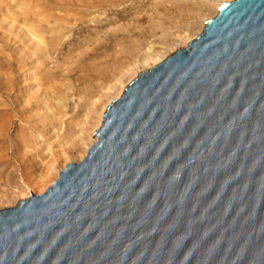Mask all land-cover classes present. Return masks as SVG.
<instances>
[{"label": "water", "instance_id": "95a60500", "mask_svg": "<svg viewBox=\"0 0 264 264\" xmlns=\"http://www.w3.org/2000/svg\"><path fill=\"white\" fill-rule=\"evenodd\" d=\"M0 264H264V0L221 3L0 210Z\"/></svg>", "mask_w": 264, "mask_h": 264}, {"label": "rangeland", "instance_id": "374dc122", "mask_svg": "<svg viewBox=\"0 0 264 264\" xmlns=\"http://www.w3.org/2000/svg\"><path fill=\"white\" fill-rule=\"evenodd\" d=\"M226 1L0 0V175H17L0 176V210L80 161L107 101L187 48Z\"/></svg>", "mask_w": 264, "mask_h": 264}, {"label": "bare ground", "instance_id": "6f19581e", "mask_svg": "<svg viewBox=\"0 0 264 264\" xmlns=\"http://www.w3.org/2000/svg\"><path fill=\"white\" fill-rule=\"evenodd\" d=\"M173 1H175V0H173ZM176 2H177V1H176ZM178 2H183V3H184L185 0H178ZM154 12H155V11H154ZM150 50H151V49H150ZM160 56H161V55H160ZM148 57H149V56H148ZM146 58H147V57H146ZM160 61H161V59L153 60V62H151V63H152L151 65L158 64V63H160ZM121 66H122V65H120V66L118 67V70H119L120 72H122L123 69H124V68L121 67ZM118 94H119V92H118ZM117 98H119V97L117 96ZM108 99H109V98H108ZM110 99H111V98H110ZM110 99H109V100H110ZM107 102H108V103H107L106 105H104L103 108L101 109V110H103V109H104V110H103V113H102V115H101L102 118H101L99 124H96V126H98V128L100 127V125H101V123H102V119H103L104 113L106 112V110H107L108 106L110 105V102H111V101H107ZM93 128H94V127H93ZM95 128H96V127H95ZM98 128H97V129H98ZM97 129H96V131H97ZM96 131H95V134H94V137H93V142L96 140ZM93 142H92V143H93ZM90 145H91V144H90ZM90 145H89V146H90ZM89 146H88V147H89ZM88 147H87V149H88ZM86 152H87V150H86ZM86 152H85V153H86ZM85 153H84V155H85ZM82 155H83V154H82ZM23 156H24V155H23ZM25 159H26V158H25ZM25 161H26V160H25ZM54 163H55V162H54ZM54 163H53V164H54ZM50 164H51V163H50ZM31 165H32V164H31ZM48 167H49V166H48ZM51 168H52V167H51ZM50 170H51L50 168L47 170V174H48V171H50ZM47 174H46V175H47ZM15 175H16V174L13 172L12 174H8L7 176H4V175H2V176L0 175V176H1L2 178H5L4 180H6L7 182H12V183H13V182H16V181H17V178H16L17 175H16V176H15ZM41 175H42V174H41ZM46 175L44 174V176H46ZM58 175H59V174H58ZM42 176H43V175H42ZM55 176H57V175H55ZM57 177H58V176H57ZM57 177H56V178H57ZM56 178H55V179H56ZM0 179H1V178H0ZM33 179H34V178H33ZM55 179L53 180V182L55 181ZM41 180H42V177H41ZM48 182H49V181H48ZM50 182H51V181H50ZM53 182H52V183H53ZM45 185H46V184H45Z\"/></svg>", "mask_w": 264, "mask_h": 264}]
</instances>
